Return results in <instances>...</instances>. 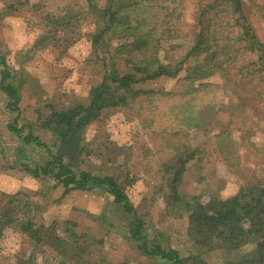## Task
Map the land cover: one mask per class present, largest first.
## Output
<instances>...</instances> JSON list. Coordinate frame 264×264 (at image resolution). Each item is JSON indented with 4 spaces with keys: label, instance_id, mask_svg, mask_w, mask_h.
<instances>
[{
    "label": "rangeland",
    "instance_id": "1",
    "mask_svg": "<svg viewBox=\"0 0 264 264\" xmlns=\"http://www.w3.org/2000/svg\"><path fill=\"white\" fill-rule=\"evenodd\" d=\"M206 1L211 0H155L151 6L144 0H63L62 10L55 13L51 24L43 23V14L29 18L24 14L19 25L4 24L8 29L1 33L0 58L11 76L5 84L12 85L18 102L17 111H13L9 108L13 99L0 89V168L19 166L20 170L40 171L51 160L47 150L55 153L59 147L56 134L41 126L43 121L53 111L87 105L90 89L100 85L106 75L105 67L119 75L135 73L119 46L129 37L130 41L146 39L140 63H153L152 70L165 66L171 73H176L180 65L182 69L175 77L135 85L151 93L141 102L101 112L98 120L83 131V152L75 170L113 178L143 221L148 245L156 242L166 250L177 251L183 259L200 254L206 264H236L242 255L251 253L253 246L241 248L232 256L207 252L194 248L186 233L185 219L194 204L224 200L244 188H264V104L249 99H255L256 91L264 96V87L254 80L255 75L246 78L251 82L245 87L240 74L232 77L223 68L215 70L202 62L203 57L198 58L199 62L187 57L204 27L197 24V6ZM24 2L27 0L18 3ZM242 2L250 10L248 20L264 44V0ZM91 8L102 11L106 25L110 16L115 20L110 26L112 31L105 36L107 40L95 50L91 40L98 24ZM57 21L62 26L56 30L53 24ZM124 22L135 25L129 33ZM250 54L241 52L239 63ZM2 70L0 65V82ZM146 73L134 75L140 78ZM201 84L202 88H219L210 99L204 92L191 99ZM246 100L251 101L254 110L246 106ZM192 117L202 126L187 132L182 122L186 118L190 122ZM13 126L22 129L20 135L11 131ZM28 132L41 146L23 144ZM184 157L189 159L179 169ZM218 164L228 172H236V180L227 181L224 174L221 176L224 168L218 169ZM178 170L182 174L177 178ZM173 177L182 200L177 206L169 199ZM34 180L36 194H15V221L9 230L3 227L1 234L2 240L21 245L19 251L11 253L13 264H165L138 257L139 243L130 232L133 215L115 205L106 190L98 187L72 197L64 195L63 187L53 178L42 175ZM7 182L0 180V186ZM224 190L226 195L222 194ZM66 207L78 209L75 221H70L75 226L66 225L64 218L51 219L55 211ZM27 219L43 226L56 224L55 233L80 248L81 261L62 257L51 246L30 244L26 235L17 232ZM65 228L69 233L63 234ZM64 250L68 255L75 253L69 246ZM48 256L51 261L45 260ZM185 264H191L190 260Z\"/></svg>",
    "mask_w": 264,
    "mask_h": 264
},
{
    "label": "trees",
    "instance_id": "2",
    "mask_svg": "<svg viewBox=\"0 0 264 264\" xmlns=\"http://www.w3.org/2000/svg\"><path fill=\"white\" fill-rule=\"evenodd\" d=\"M145 1L153 6L155 0ZM197 7V24L199 26L203 25L204 27H201L196 37L195 45L191 47L187 57L189 59L193 58L195 62H199L200 59L198 58L203 57L202 62L209 64L215 70L223 68L232 77L240 74L245 87L251 82V80H246V78L255 75L256 79L254 78V80H257L264 87V44L255 34L248 20L250 10L242 0H211L203 3L202 6L199 3ZM91 9L93 12L92 16L95 18L96 24H98V31L91 40L92 47L95 50L107 40L105 36L112 31L110 26L115 20L113 16H110L107 18L109 25H106L107 23L103 18L102 11L94 8ZM53 18L52 16L43 17V23L50 22L51 24L53 23ZM61 24L62 22L59 23L57 21L53 25H55V29L57 30L62 26ZM123 25L128 28V33L135 26L127 22H124ZM127 40H129L127 43L119 46V52L125 57L124 60L126 63L133 65L135 73L119 75L114 73L112 69L105 67L106 75L100 85L90 89V97L87 105H77L64 111L51 112L41 126L45 129L52 130L56 134L59 147L56 148L55 153L47 150L51 154V160L46 161L40 171H38V168L33 170L24 168L23 170L35 179H38L42 175L53 178L63 187L64 195L72 191L90 192L98 187L106 190L113 198L112 201L115 205L121 208L124 213L133 215L130 222L131 238L139 243L136 250L145 258L165 264H185L187 260H190L191 264H206L200 254H194L188 259H183L177 251L171 249L166 250L161 244L151 242L148 245L146 236L144 235L143 221L131 207L127 196L113 178L108 176L94 177L88 172L82 170L76 172L75 170L76 168L78 169L77 160L83 152V131L89 124L98 120L101 112L117 106L121 107L141 102L142 98H147L151 93L138 90L134 88L135 85H138L140 82L156 80L164 76L175 77L176 73L182 69L183 65H180V67H177L176 73H171L169 68L158 65L156 69L152 70L151 66L153 63H140L139 61V54L142 51V47L147 46L148 41L146 39L141 40L140 38L130 41V37ZM246 51H249L251 54L246 55L245 58L241 59V63H239V54ZM223 57H226V59L221 62L220 58ZM105 64H107L106 61ZM0 65L3 67L1 71L0 89L10 99H13V103L9 105V108L17 111L18 95L10 83L5 84L11 76L8 73V67L1 58ZM196 67L197 65L193 68L195 69ZM245 70L249 71L244 73L243 71ZM137 73L140 75L142 73L146 74L144 77L137 78L134 75ZM202 85H199L201 89H195L192 92L191 99L192 97H201L202 92L205 95L208 93L210 99L212 94H214L213 92L219 88L217 85H214V87L206 85L202 88ZM258 92H255V99L258 102L253 98L249 99L256 102L257 105H262L264 104V96ZM199 93L201 95H198ZM251 101L249 103V100H246V106L254 110L255 108L254 105H251ZM246 112L249 111L247 110ZM194 120L195 118L192 117L191 123L188 122L189 120L187 121V118L185 123L182 122L187 132L191 128L201 125ZM257 124H260V122ZM11 131L20 135L22 129H17L16 126H13ZM173 131L177 132V130ZM23 144L41 146L38 139L30 132L23 137ZM188 159L189 157H184L181 160L182 163L179 169H182L183 163ZM181 174L182 172L178 170L177 178ZM173 178L170 183L171 196L169 199H171L173 205L177 206L182 200L180 195L177 194L175 188L176 181ZM15 203V196L0 192V238L3 229L11 227L15 221L16 208L18 207V205L14 206ZM185 205L189 207L187 204ZM185 220L188 223L186 233L194 248L206 250L207 252L221 251L226 255L232 256V254H238L241 248L253 246L254 250L249 254L242 255L236 264H264L263 187L244 188L237 194L224 200L212 199L206 204H194ZM65 223L69 226H75L70 221ZM55 225H38L33 220L27 219L23 220L22 225L19 227V232L26 235L33 242L34 246L41 244L51 246L56 251H59L60 256L70 260L76 258L80 262V248L78 249L74 242L69 243L66 238L57 235L55 233ZM68 231L69 229L65 228L63 234H66ZM72 236L70 235L69 237ZM75 241L77 242L78 239ZM67 246L71 247L75 253L72 255L66 254L64 248H67ZM230 263L228 262L226 264Z\"/></svg>",
    "mask_w": 264,
    "mask_h": 264
},
{
    "label": "crops",
    "instance_id": "3",
    "mask_svg": "<svg viewBox=\"0 0 264 264\" xmlns=\"http://www.w3.org/2000/svg\"><path fill=\"white\" fill-rule=\"evenodd\" d=\"M18 2L19 0H0V37L2 36L1 33L6 29H8L7 27L4 28V24L13 23L14 25H19L23 21V18L21 17H23L24 14H26L28 18L36 14L38 15L43 14V17L52 16L55 18L56 17L55 13L62 10L61 6L63 0L61 1L27 0V2H24L22 5L19 4ZM43 49L46 50L47 48H43ZM211 129L212 127L209 128V131ZM220 167L223 166H221V164H218V169ZM19 168H20L19 166L15 168H0V180L6 179V181H8L6 185L3 184V186H0V192L10 196H15V194H20V193L27 194L28 196L35 195L38 189L37 182H35L34 180L35 178L33 179L32 176L28 175L25 171H22L23 169L20 170ZM223 168H224V172L222 171L219 174H221V176L224 174V177L227 181L234 182L238 174H236V172L226 171V167ZM237 193L235 191L232 195H235ZM82 194L84 193L79 191H72L67 195H71L72 197H74L75 195H82ZM222 194L226 195V191L224 190ZM77 210L78 209L74 207H66L65 209H59L55 211L52 217L51 216L50 217L53 221L61 220V219L63 220V218L66 221H75L74 217L76 216ZM9 228H6V230H9ZM17 232L19 233V230ZM1 238H0V254H4L5 257H3V259L0 258V264H13L12 262H10V259L13 256L12 254L17 249L19 251L21 245L19 244V242L13 243L10 242L8 239L2 240ZM32 243L33 242L31 241L30 244ZM142 256L143 255L140 254L138 255L139 258H141ZM50 257L51 256L46 257L45 260L51 261L52 258Z\"/></svg>",
    "mask_w": 264,
    "mask_h": 264
}]
</instances>
